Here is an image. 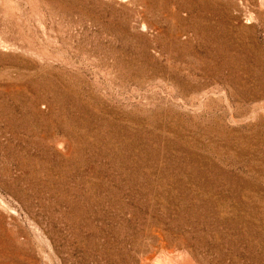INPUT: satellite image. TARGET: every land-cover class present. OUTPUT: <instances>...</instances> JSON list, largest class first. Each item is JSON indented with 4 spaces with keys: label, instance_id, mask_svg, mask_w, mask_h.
Here are the masks:
<instances>
[{
    "label": "rangeland",
    "instance_id": "rangeland-1",
    "mask_svg": "<svg viewBox=\"0 0 264 264\" xmlns=\"http://www.w3.org/2000/svg\"><path fill=\"white\" fill-rule=\"evenodd\" d=\"M159 261L264 264L261 0H0V264Z\"/></svg>",
    "mask_w": 264,
    "mask_h": 264
},
{
    "label": "bare ground",
    "instance_id": "bare-ground-1",
    "mask_svg": "<svg viewBox=\"0 0 264 264\" xmlns=\"http://www.w3.org/2000/svg\"><path fill=\"white\" fill-rule=\"evenodd\" d=\"M261 4L262 5H264V0H261ZM196 259V258H195ZM166 260H168V259H166ZM202 260H204V259H202ZM164 261H165V259H164ZM189 262V261H188ZM208 262V261H207ZM157 264H165V262H163V261H159ZM202 264V263H201Z\"/></svg>",
    "mask_w": 264,
    "mask_h": 264
}]
</instances>
